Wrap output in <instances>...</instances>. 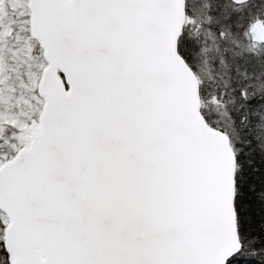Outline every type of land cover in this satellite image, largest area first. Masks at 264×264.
I'll use <instances>...</instances> for the list:
<instances>
[{
	"label": "snow or ice",
	"instance_id": "snow-or-ice-1",
	"mask_svg": "<svg viewBox=\"0 0 264 264\" xmlns=\"http://www.w3.org/2000/svg\"><path fill=\"white\" fill-rule=\"evenodd\" d=\"M0 264H264V0H0Z\"/></svg>",
	"mask_w": 264,
	"mask_h": 264
}]
</instances>
